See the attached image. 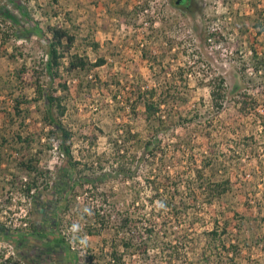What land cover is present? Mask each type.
Here are the masks:
<instances>
[{
	"label": "rangeland",
	"instance_id": "374dc122",
	"mask_svg": "<svg viewBox=\"0 0 264 264\" xmlns=\"http://www.w3.org/2000/svg\"><path fill=\"white\" fill-rule=\"evenodd\" d=\"M20 1L47 38L48 25H62L74 35L69 56L76 53L90 63L104 58L105 64L101 66L61 69V79L57 78L55 84L61 80L68 90H59L57 94L65 97L67 110L63 120L73 133V156L84 163L97 156L104 167L120 165L127 172L117 176L112 172L114 177L105 181L98 190L101 193L97 192L98 201L84 187L79 191L77 207L83 214L87 203L94 204L95 209L102 193L106 198L103 206L108 214L107 225L99 235H84L80 227L85 216L70 212L60 213L59 227L52 228L53 221L47 216L49 208L40 205L35 209L32 198L5 185L0 191V228L18 233L12 236L17 244L26 241L35 247L25 253L31 257L22 254L20 258L34 264H86L87 258L94 256L92 264H107L101 256L111 250L114 242L112 226L116 212L128 210L142 227L148 223L147 216L154 219L157 233L149 237L143 230L137 232L135 249L129 248L126 264H168V250L164 252L162 247L163 242L169 241L178 249L181 261L175 259L177 264L203 263L206 256L202 251L208 244L204 232L212 229L216 218L219 225L227 226L226 235L233 242L238 239L240 253L234 263L216 257V261L210 259L211 264H264V90L254 87L260 78L250 74L251 50L264 52V0H193V12L170 0ZM4 3L0 0V6ZM11 8L20 23L28 26L20 11ZM0 28L8 34L4 41L0 33V86L12 82L11 93L15 96L33 97V89L25 85L33 80L32 70L42 63L46 38H17L10 20L4 22L1 16ZM214 30L221 31L223 39L212 36ZM22 68L25 71L20 73ZM18 75L24 82L16 78ZM220 77L226 89L218 109L209 91ZM41 80L46 83L47 77ZM235 85L239 88L233 92ZM150 87L157 92L169 89L175 101L166 108L171 121L159 135L160 150L149 161L147 157L140 159L148 127L141 116L134 114L142 111L143 106L131 92ZM8 92L0 91V128L19 125L20 119L3 112L5 107L9 111L11 104ZM243 93L257 102L255 109L245 114L238 111L239 103L235 101ZM42 107L41 99L32 103L24 119L26 127L21 130L23 135L34 134L33 151L43 150L42 162H48L54 170L53 165L62 164L63 156L55 148V141L48 151L40 144H47L44 134L48 128L42 126ZM115 139L120 140L123 149L120 156L112 146ZM9 152L3 150L0 156L4 181L13 173L23 175L15 168ZM167 174L178 183L173 194L162 191ZM206 177L218 182L229 180L228 185L219 187V197L208 195L202 188L206 186ZM42 185L41 199L45 201L50 189L43 182ZM158 185L160 193L155 189ZM166 199L178 205L176 218L175 213L161 210L160 204ZM110 213L113 218L108 221ZM241 220V229L237 231L235 224ZM33 230L38 235L31 234ZM59 233L70 241L71 252L58 244ZM143 241L148 242L145 254L137 250ZM0 244L6 241L0 238Z\"/></svg>",
	"mask_w": 264,
	"mask_h": 264
},
{
	"label": "trees",
	"instance_id": "16d2710c",
	"mask_svg": "<svg viewBox=\"0 0 264 264\" xmlns=\"http://www.w3.org/2000/svg\"><path fill=\"white\" fill-rule=\"evenodd\" d=\"M56 1L57 0H53V2ZM170 1L175 6H177L176 0ZM179 1L182 5H184L188 0ZM189 3L191 5L193 0H190ZM190 5L187 9L190 12H193L194 6L192 5L190 7ZM11 7L20 11L21 17L27 20L28 26H24L20 23V20L11 12ZM181 8L184 7L182 6ZM0 16L1 20L4 22L7 19L10 20L13 26V33L17 38L27 39L31 35L46 38V47L44 51V58H42V63L38 69L32 70L31 74L33 76V80L29 81L25 85V88L31 87L35 95L29 98L25 94H19L15 96L13 93H11L12 82L11 84L9 82H4L3 85L0 86V91H4L5 89L9 90L6 96L10 97L11 100L9 111L8 108L5 107L3 112H5L7 115L14 116L15 119H20L19 125L16 128H14V125L0 128V156H3V150L10 151L8 155L14 157L13 161L15 162V168L23 173V175H17L14 173L10 174L11 178H5V181L3 175L0 173V191H3L5 189V185H8L10 189H18L27 198H32L35 209H38L40 205H42L43 209L47 210V208H49L50 211L47 213V216L49 219H52L53 222L51 227L54 229L58 228L60 225V213L65 214L70 212L78 214V216L81 217L85 216L84 220L82 218L83 224H81L80 227V229L84 231V235H99L107 225L105 217H107L108 214L105 213V208L103 206L105 204L106 198L102 193V200H100V204H97L95 209L94 204L92 205L87 203L85 205V212L83 214L77 207V197L79 196V191H81V189L84 187L83 189L87 191L88 195L91 194L93 197H95V200L98 201V193H101L98 192V190L102 189V186L105 185V181H108L111 177H114L111 173L114 172L115 176H117L121 174L126 175L127 172H125V170H123L120 165L116 166L115 168L112 166L111 169L104 167L97 156L94 159L89 160V163L81 162L73 156L71 149V138L73 133L63 120L67 110L65 97L63 94H57L59 90L66 92L68 87L65 82H62L61 80L56 84L55 81L57 78L61 79L60 70L63 68L66 71L77 69L83 70L88 68L87 65L92 67L104 65L105 60L103 57H99L94 62L90 63L86 58L78 56L76 53H73L69 56L68 52L75 41L74 35L70 34L69 30L62 25H48L46 30L50 33V38H47L44 31L39 26V23L34 21L28 15L26 7L21 3L20 0H5V3L0 6ZM256 25L260 24L258 23ZM0 33L4 35L5 41V39L8 37L7 32H1L0 30ZM211 35L217 37L218 40L223 39V35L219 30H214ZM94 46H96V44H94ZM251 52L252 57L250 74L253 72L254 75L260 78V82L255 84L254 87L259 90H264V52L259 53L255 49H252ZM24 71L25 68L20 69V73H23ZM44 76L47 77L46 83H43L41 80V77ZM16 78L19 79V81L24 82L21 75L16 76ZM238 88L239 86L235 85L232 91L236 92ZM225 89L226 87L222 77L219 78V82L217 84L210 88L209 94L211 101L218 109L222 107V101L225 97ZM131 93L133 95L135 94V100L140 102L143 106L142 111L134 112V114L136 116H141L148 127V136L141 146L143 153L140 159L143 160L144 157H147L145 159L150 161V159H154L157 156V153L160 150V133L167 130V126H165V124L168 121H171L170 110L167 111L166 108L169 105L171 107L175 101L174 93L170 92L169 89L160 90L157 92L155 87H150L143 90L139 88L136 92ZM39 99H41L43 102L42 111H40L42 126H48L47 132L44 134L47 144H44V142H40V144L41 146L45 145V150L48 151L51 149L52 142L55 141L59 152L63 156L62 164L59 163L53 165L54 170H52L48 162H42L41 159L43 150L38 148V150L36 149L33 151L32 142L35 141V138L33 137L34 134H32V132H26V134L23 135L21 130L22 127H26L24 125V119L29 115L30 106L33 102H38ZM235 101L239 103L238 111L241 114L249 113L250 110H254L256 106L255 104L257 103L256 99L248 97L245 93L239 94L237 100ZM163 105L165 107H163ZM133 109H135V107H133ZM177 114L179 117H181L180 111H177ZM10 121H12V119H10ZM7 132L9 133L6 134ZM38 140L41 141L40 136ZM112 146L115 147L117 155L120 156L123 154V149L120 148V140L115 139L114 142H112ZM53 171L55 172L52 173ZM171 177L172 176L170 174H167L164 177L162 191H168L173 194L178 190V183L176 184V182L171 181ZM39 179L41 180L39 182L40 184L38 183ZM204 180L206 181V186H203L202 188L208 192V195H214L213 197H219V194H221V192L218 191L219 187L228 185L229 183L228 179L218 182L206 177ZM42 182L45 183V188L49 187L50 189L48 197L45 201L41 199V189L43 188L40 187V185H42ZM171 187H174V190H172ZM190 188L191 187L188 186L189 190ZM155 189L158 193H160L159 185L155 186ZM221 190L225 191L226 186L225 188L222 187ZM181 206V208H183L185 205L183 204ZM91 207L92 210L89 209ZM160 207L162 211H169L172 213L170 215L175 213L174 217H177L178 205L174 204V202L171 200H163L160 204ZM233 215L236 216V213ZM112 218V214L110 213L108 216V221ZM146 218L148 223L142 227L137 224L138 222L134 218L132 212H129L128 210L117 211L116 218L112 226L115 235V238L113 239L114 242L112 243V247L109 252H104L103 255L101 252L102 260H104L107 264H126L125 256L128 253L129 248L133 246L135 249V239L137 237V232L143 230V232L145 231L148 233L149 237H151L153 233H157L154 222L155 220L148 216ZM241 223L242 220L239 221L238 224H235L237 231L241 229ZM68 224L70 227H72L73 221L70 220ZM163 225H166L165 219L163 220ZM226 229L227 226L225 224L219 225V220L216 218L214 219V225L212 229L204 232L207 236L208 244L207 247H204V251H202V255L206 257L204 262L201 264H211L210 259L212 258L213 261H216V257L217 259H225L226 261H229V263H234L236 256L240 253V243L237 237V240L233 242V240H231L229 236L226 235L228 234ZM56 236L58 238V244L65 246L68 250H71L70 241L65 240L63 235L60 233ZM163 243L164 245L162 247V251L165 252L168 250L169 253V260L166 263L177 264L175 259L177 261H181L177 256V247L171 244L170 241ZM243 243L245 244L246 242ZM119 247H122L123 250L119 249ZM181 247L184 248V246ZM147 249V241H143L137 246V250L141 254H145L148 251ZM205 253H207V255H205ZM94 259V256H89L86 260V264H92ZM189 264H191V262H189Z\"/></svg>",
	"mask_w": 264,
	"mask_h": 264
},
{
	"label": "built area",
	"instance_id": "2783aa9c",
	"mask_svg": "<svg viewBox=\"0 0 264 264\" xmlns=\"http://www.w3.org/2000/svg\"><path fill=\"white\" fill-rule=\"evenodd\" d=\"M57 146H55L56 148ZM0 202H2L0 198ZM22 225H26V222H23ZM4 240V239H2ZM6 241V244H0V264H30L32 262H27L22 260L18 255L15 254V247L9 241ZM34 264V263H32Z\"/></svg>",
	"mask_w": 264,
	"mask_h": 264
},
{
	"label": "crops",
	"instance_id": "0c3cea01",
	"mask_svg": "<svg viewBox=\"0 0 264 264\" xmlns=\"http://www.w3.org/2000/svg\"><path fill=\"white\" fill-rule=\"evenodd\" d=\"M45 231V230H44ZM39 232V231H38ZM40 234H42V232L40 231L39 232ZM18 233H8L7 231H4V230H2L1 228H0V238H2V239H5V240H9L10 242H13V244H14V246H15V248H16V251H17V253L18 254H20V255H24V256H28V257H31V255H26L25 253L26 252H31L32 250H33V248H35L34 246H31L30 247V245L28 244V242H26L25 241V243H19V244H17L16 242H14L13 240H12V236H14V235H17ZM31 234H33V235H36L37 234V232H35V230H33V232H31ZM28 236H30V234H27ZM38 235V234H37ZM44 248H46L47 247V243H46V245H44L43 246ZM18 248V249H17ZM52 248V247H51ZM55 249H57L58 247H54ZM28 253V254H29ZM30 259V258H29ZM32 260H33V257L31 258ZM58 260V259H57Z\"/></svg>",
	"mask_w": 264,
	"mask_h": 264
},
{
	"label": "flooded vegetation",
	"instance_id": "af4514ba",
	"mask_svg": "<svg viewBox=\"0 0 264 264\" xmlns=\"http://www.w3.org/2000/svg\"><path fill=\"white\" fill-rule=\"evenodd\" d=\"M189 2H190V0H188L186 4L182 5V4L180 3L179 0H176V5H177L178 7H179V6H181V7L183 6V7H184L183 9H184L185 11H189V10L187 9V8L189 7V5H190ZM191 6H192V3H191V5H190V7H191ZM40 235H41V234H40ZM14 247H15V246H14ZM69 251L71 252V250H68V252H69ZM16 254L19 255V256H21L20 254L17 253V251H16ZM24 257L28 258V256H24ZM32 257H33V256H32ZM42 258H43L44 260H46V257H45V256L42 257ZM76 258H77V257H76ZM30 260H31V259H30ZM31 261H32V260H31ZM32 263H34V262H32Z\"/></svg>",
	"mask_w": 264,
	"mask_h": 264
}]
</instances>
